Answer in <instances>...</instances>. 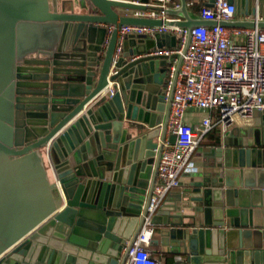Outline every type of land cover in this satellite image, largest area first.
Returning <instances> with one entry per match:
<instances>
[{"label":"water","instance_id":"water-1","mask_svg":"<svg viewBox=\"0 0 264 264\" xmlns=\"http://www.w3.org/2000/svg\"><path fill=\"white\" fill-rule=\"evenodd\" d=\"M146 1L0 0V264H125L175 139L166 126L190 30L216 24L179 0L163 24L187 29L182 53L150 54L175 35L127 34L115 56L121 25L162 24L132 15ZM228 1L246 18L219 24L264 29V0ZM252 116L174 212L153 216L152 244L180 256L171 264H264V110Z\"/></svg>","mask_w":264,"mask_h":264},{"label":"built area","instance_id":"built-area-1","mask_svg":"<svg viewBox=\"0 0 264 264\" xmlns=\"http://www.w3.org/2000/svg\"><path fill=\"white\" fill-rule=\"evenodd\" d=\"M193 5L194 0H187ZM145 10L133 11L136 17L162 22L161 25L123 24L118 30L115 56L121 51L127 34L153 37L158 34L175 35V47H163L150 54L169 56L182 53L187 29L164 25L170 19L167 10L178 9L176 0H147ZM198 15L202 20L215 21L213 25H197L190 30V39L176 76L170 102L166 134L174 135L173 143L167 140L157 166V178L146 208L140 231L127 250L125 264H166L151 249L155 235L153 216L166 194L180 184V176L188 167V160L201 139L212 128L221 134L227 132L235 119L252 117L254 111L264 110V29L225 27L219 22L237 19L236 5L228 0H212L201 5ZM103 41L105 48L113 26ZM176 59L169 63L168 83L164 100L167 101ZM112 92V90H110ZM188 107L209 110L197 126L183 120ZM176 260L180 256L174 257Z\"/></svg>","mask_w":264,"mask_h":264},{"label":"crops","instance_id":"crops-1","mask_svg":"<svg viewBox=\"0 0 264 264\" xmlns=\"http://www.w3.org/2000/svg\"><path fill=\"white\" fill-rule=\"evenodd\" d=\"M179 2V0H176ZM209 4V0H194L193 5H187V9L190 13L198 15V11L201 5ZM170 18L178 19V16H171ZM264 17V16H263ZM246 16H237V19H245ZM157 35L149 38H156ZM148 38V37H147ZM166 47L163 43L159 48H153L151 52ZM207 116L211 118L215 117V114L209 110L199 109L196 107H188L184 112L183 120L186 124L191 126H197L201 119ZM253 116L249 118H236L233 124L228 128L227 132L221 134L219 130L215 127L212 128L207 134L203 136L197 147L193 150L189 160L188 167L182 172L180 176V184L177 188L169 191L165 198L163 199L157 212L159 213V220L166 215L172 214L174 207H177L179 202L178 198L180 195L189 194L188 189L191 188L193 183L199 180L201 173L211 170V165L217 160L218 153L216 148L228 143H234L238 141L244 135L245 131L253 125ZM168 134H166V139ZM156 141V140H155ZM51 173H49L50 177ZM162 227H156V232L153 239L159 238L158 233ZM152 252L159 257V259L164 260L166 264H171L174 261L173 254L169 253V247L162 245L159 241V245L154 248V245H151Z\"/></svg>","mask_w":264,"mask_h":264},{"label":"rangeland","instance_id":"rangeland-1","mask_svg":"<svg viewBox=\"0 0 264 264\" xmlns=\"http://www.w3.org/2000/svg\"><path fill=\"white\" fill-rule=\"evenodd\" d=\"M50 8L53 10H71L74 9L75 11L77 6L74 4L72 5L71 0H49ZM156 232V227H155ZM154 248L157 247V245L153 244Z\"/></svg>","mask_w":264,"mask_h":264},{"label":"trees","instance_id":"trees-1","mask_svg":"<svg viewBox=\"0 0 264 264\" xmlns=\"http://www.w3.org/2000/svg\"><path fill=\"white\" fill-rule=\"evenodd\" d=\"M194 4V3H193Z\"/></svg>","mask_w":264,"mask_h":264}]
</instances>
